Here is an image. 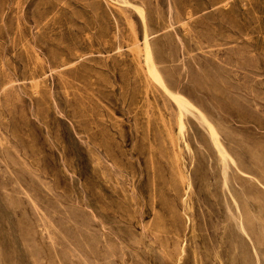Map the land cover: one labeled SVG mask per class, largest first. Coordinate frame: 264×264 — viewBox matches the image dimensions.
Wrapping results in <instances>:
<instances>
[{
	"label": "rangeland",
	"instance_id": "1",
	"mask_svg": "<svg viewBox=\"0 0 264 264\" xmlns=\"http://www.w3.org/2000/svg\"><path fill=\"white\" fill-rule=\"evenodd\" d=\"M128 1L0 0V264H264V0Z\"/></svg>",
	"mask_w": 264,
	"mask_h": 264
},
{
	"label": "bare ground",
	"instance_id": "2",
	"mask_svg": "<svg viewBox=\"0 0 264 264\" xmlns=\"http://www.w3.org/2000/svg\"><path fill=\"white\" fill-rule=\"evenodd\" d=\"M112 4L114 6H123V5H129L131 3H129L128 0H111ZM134 7V9L137 11L141 22H142V26H143V35H142V40L140 42V46H141V50H142V57H143V62L144 65L146 67V74L149 77V79L154 82L155 84H157L164 93H166L176 104L177 108H178V116H177V126H178V131L179 133L182 132L183 127H184V123L182 120V115H183V111L188 110L189 108L192 110V108H194V106H192L189 101H187V99L185 97H183L181 94L177 93V92H173L171 91L168 87L170 85H166V82L162 76V74L160 73V71L157 69L156 64H155V60H154V56H153V49L152 46L150 44V39L149 36L150 34L147 32L146 29V15L144 10L138 6V5H132ZM137 42V40H136ZM169 84V83H167ZM52 87V86H51ZM176 88V87H175ZM174 90V89H173ZM176 91V90H175ZM191 102V101H190ZM199 108V107H198ZM195 109V108H194ZM193 109V110H194ZM192 112H195L193 111ZM187 112V111H186ZM189 112V111H188ZM200 118L202 120V123L204 122L207 126V129L209 131V135L210 138L212 140V143H214V145L216 146L218 153L221 155L222 158H224V152L219 141L217 138V133H216V129L214 130L213 127L211 126L210 123L206 120V118L202 115V113L199 112ZM198 117V116H197ZM196 117V118H197ZM199 119V118H198ZM199 122V121H198ZM214 126V124H212ZM215 127V126H214ZM217 127V126H216ZM218 129L220 128L219 126L217 127ZM218 132V131H217ZM220 133V132H219ZM220 138V137H219ZM224 146V144H223ZM225 148V147H224ZM226 149V148H225ZM219 155V156H220ZM173 159V158H172ZM225 159V158H224ZM227 160V159H226ZM217 162V161H216ZM230 163V162H229ZM220 164V163H219ZM233 164V163H231ZM176 168V167H175ZM176 171V170H175ZM177 172V171H176ZM224 172V171H223ZM178 174V172H177ZM229 178V177H228ZM230 179V178H229ZM228 182V181H227ZM189 186V185H188ZM245 194V193H244ZM233 202V201H232ZM225 203V202H224ZM225 205V204H224ZM235 206V205H234ZM225 207V206H224ZM230 207V206H229ZM227 209V208H226ZM228 211V210H227ZM239 212V211H238ZM232 216V214H231ZM238 216V215H237ZM235 217V216H233ZM234 219V218H233ZM242 224V223H241ZM240 225V224H239ZM239 229V228H238ZM237 229V230H238ZM241 229V227H240ZM239 229V232H240ZM243 235V234H242ZM239 243V242H238ZM241 244V243H240ZM239 245V244H238ZM254 245V244H253ZM258 248V247H257ZM261 250V249H259ZM251 253V251H249ZM256 259V258H255ZM262 259V258H261ZM264 261V259H262ZM254 262V261H253ZM260 264V263H259Z\"/></svg>",
	"mask_w": 264,
	"mask_h": 264
}]
</instances>
